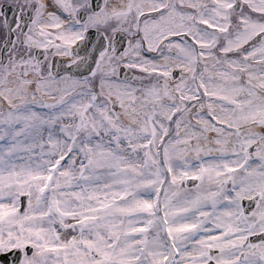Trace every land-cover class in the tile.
<instances>
[{
  "label": "snow or ice",
  "instance_id": "6c2138e0",
  "mask_svg": "<svg viewBox=\"0 0 264 264\" xmlns=\"http://www.w3.org/2000/svg\"><path fill=\"white\" fill-rule=\"evenodd\" d=\"M0 264H264V0H0Z\"/></svg>",
  "mask_w": 264,
  "mask_h": 264
}]
</instances>
